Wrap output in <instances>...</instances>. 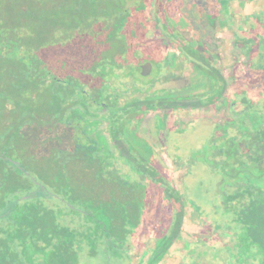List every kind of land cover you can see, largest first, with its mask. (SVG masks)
<instances>
[{
    "label": "trees",
    "instance_id": "1",
    "mask_svg": "<svg viewBox=\"0 0 264 264\" xmlns=\"http://www.w3.org/2000/svg\"><path fill=\"white\" fill-rule=\"evenodd\" d=\"M181 1L199 14L196 17L190 13L196 27L216 22L232 25L234 0H0V264H72V243L65 237L61 243L63 252L56 250L46 258H35L30 253L31 246L41 241L29 235V224L53 220L49 209L46 217L31 214V209L36 211L32 203H40L39 196L56 197L69 209L88 215L90 220L85 226L98 228L107 250L110 247L117 253L121 251L118 239L113 237L115 224L110 216L120 208L105 203L109 199L101 195L106 193L97 196L99 192L94 194L84 188L87 183L73 169L77 160L83 163L81 171L87 170L97 183H105L103 174L123 168V163L131 169L127 185L138 184L135 174L154 176L165 195L161 209H165L167 217L175 218L177 236L184 205L181 202L180 209L174 208L172 214L168 205L173 209L172 197L180 201L181 193L172 188L166 172H161L162 165L152 158V145L139 135L137 127L152 111L212 106L224 111L216 123V130L222 131L220 146L212 143L204 148L208 155L203 161L218 173L215 198L222 202L223 211L238 222L245 239L259 243L257 248L264 251V102L244 95L252 89L249 84L233 89L234 95L228 94L230 80L212 53L215 42L204 30L190 26L186 15L176 18L174 10ZM236 26L237 44L247 58L238 66L247 79L253 68L264 76V2L238 20ZM148 34H157L159 42L143 45L141 39ZM180 59L190 64L191 72L189 82L179 88L150 91L154 81L147 77H141L143 85L133 81L131 86L123 87L108 84L112 77L140 74L138 67L145 61L163 70L176 66ZM44 104L46 120L38 112ZM104 107L108 109L106 114L102 113ZM17 109L28 115L19 119V125L8 118ZM106 121L111 139L100 129ZM93 122L96 128L90 131ZM77 131L85 136L82 140ZM2 137L44 144L37 156L47 155L50 159L51 185L62 186L64 193L23 189V184L36 186L31 179L34 177L25 174L23 161L18 163L11 157L8 144L1 143ZM40 138L45 142L41 143ZM112 146L119 154L126 153L125 159L124 155L116 159ZM214 149L223 158L211 159ZM80 191L89 192L84 203H105L101 212L106 213L104 219L71 206L74 199L80 200L76 198ZM68 223L60 228L63 236L73 233V224L70 220ZM81 231L84 235L82 227ZM47 241L51 250L54 240L50 237ZM164 242L163 247L155 249L148 264L161 260L169 244L167 239ZM105 259L113 262L109 256Z\"/></svg>",
    "mask_w": 264,
    "mask_h": 264
},
{
    "label": "rangeland",
    "instance_id": "2",
    "mask_svg": "<svg viewBox=\"0 0 264 264\" xmlns=\"http://www.w3.org/2000/svg\"><path fill=\"white\" fill-rule=\"evenodd\" d=\"M263 2L264 0L241 2L239 0H234L231 5V11L234 13L232 25L216 22L213 25L204 26L200 24V27H196L192 22L194 18L190 13L196 17L199 14L197 15L193 13L192 8H190L185 1L179 2L174 10L177 15L176 18H179V14L186 15L189 25L192 24L196 29L204 30L207 33L206 35L208 38H212L211 40L215 42V48L212 53L216 55L227 79L230 80L228 94L234 95L236 91L233 89L243 87L244 84H249L252 89H250L251 91L249 93L244 92V95L252 97L260 103L264 102V76L261 75L260 71L256 72L259 69L253 68L250 69L251 71L249 70V72H251V77L247 79V74H245L243 69H240V66H238L240 60L246 62L247 58L237 44L239 40L236 33V31H238L236 23L238 20H241L246 15L250 14L254 9H258ZM251 22L255 23L256 21L251 19ZM141 41L144 42L143 45H147L149 42L153 43V41L155 43L159 42L157 34H148L146 38H142ZM151 63H153V70L150 75L140 76V72V74H135L134 77L128 75L120 78L112 77L109 79L108 84L111 87H123L127 85L131 86L130 84L133 81L138 85H143L144 81H142L141 77H147V80L150 79L154 81L151 85L150 91H160L167 88H179L189 82L188 79L191 67L188 62L183 63L180 59L174 68L167 66L163 70L154 62L151 61ZM234 74L236 75V80H234ZM120 100L121 102H124L125 97H122ZM41 109L42 110H39L38 112L44 115L43 119L46 120V104L42 105ZM24 114L25 111L17 109L15 113H9L8 118H10V120L12 119V122L15 125H19V119ZM26 115L27 114H25V116ZM223 116V109L217 106H212L211 108H181L176 110L170 109L167 111H152L137 127V130L140 133L139 135L153 145L155 154H157V162L162 165L161 168L163 170L168 172L172 183L178 187L177 190L181 193L180 197L183 200L182 203L187 208V219L183 226V233L180 237L181 239H178L175 245H173L170 255L167 258H164L163 264H179L184 261L182 258L183 255L184 257L190 255L193 256L191 248L188 246L187 248H189V250H186L185 245L196 237L195 240L199 239L201 236L208 237V240L211 243L218 239L217 231H214L211 225L213 224L211 221L218 222L216 216L218 210L216 211L215 208L214 212V206L218 205V200L215 198L218 173L210 168L203 160L206 159L208 155L204 151L207 144L214 143L217 144V146H220V140L218 139L220 138L222 131L216 130V123L220 122ZM1 123L2 122H0V125ZM93 125L94 126H92L90 131H95L96 127L94 122ZM132 126L135 127L136 125ZM77 128H79V123ZM100 129L105 135H109L110 128L107 121L104 124L102 123ZM78 130L80 131V129ZM79 131L76 132V135L82 140L85 136ZM1 143L4 145L8 144L7 149L11 157L16 161H23L26 167V173H30L36 179V182L41 181L49 188H52L61 194L64 193V188L61 190L57 186L51 185L49 178L53 172L51 170L52 168L49 166L51 163L50 159L46 157L47 155L37 156L38 150L43 147L41 144H34V146L28 141L22 142L18 137L12 139H5L2 137ZM196 152H199L200 155H195ZM210 157L211 159H216V161L220 158L218 157V151L215 149L212 151ZM75 164L76 165L73 169H76V174L81 175V178L83 179L82 181L87 183V186L84 185V188L88 191L90 189L94 194L99 192L100 194L97 196L106 193L101 195L102 198L108 196L106 192L108 191L110 193L109 200L105 201V203L112 204V207L118 206L120 208L118 213L114 209L115 214L112 213L113 216H110L113 218L115 224L113 228L114 235L120 237L117 240V247L121 246V251L119 250V253H117L113 249L111 250L110 247L107 250L105 241L101 240L102 237L100 232H98V228L96 229L92 227L91 230V228L89 229L88 226H85V222L90 220L88 215L74 209H69L56 197L50 198L39 196L41 197L40 203L33 200L34 203L32 204H35L34 207L36 211L34 208L33 210L31 209V214L35 215V213H37L38 215L46 217L45 215H48L49 209L51 216H53V220L48 219V222L42 220L40 222L28 223L30 227L28 228L30 231L29 235L31 237H38L41 241L38 246H31L30 253L32 256L35 258H40L41 256L46 258L50 256V254H54L56 250L63 252L64 248H61V243L65 238L67 241L70 239L72 243L70 247L72 254H74L72 255V264H127L129 261L128 254L131 251V248L130 264H138L141 255L144 252V246L149 248L154 245L157 249L161 248V246L163 247L162 243H165L164 239H167L168 237H159L158 239L155 237L154 243L149 235L153 232L152 229L155 224L161 222V217L163 215L160 206L163 201V199H161L163 193L160 189L159 191L155 189L153 199H146L144 196L141 199L140 184H137L135 181L132 188H123L122 192H120L117 187H111V185L114 184L111 179H114L116 171L113 173H104L103 177L106 182L97 183L98 181L96 182L95 179H93V175H90L87 170L81 171V169L84 168L81 161L77 160ZM123 168L129 170V165L124 163ZM109 180H111V182ZM77 185L74 186V188H76ZM155 185L156 184L153 183L152 186ZM136 186L138 187V191L135 190ZM31 188L35 191V185H32ZM79 190H81L80 187ZM76 191H78L77 188ZM78 197H80V200L74 199L71 206H77L83 211H89L95 218L103 217L101 219H104V214L106 215V213H101L105 206L104 202L100 203L98 201V204L96 203V205L93 203H84L83 200H86L89 197V192L84 191L77 192L76 198ZM136 206L138 207L136 208ZM125 207H130L131 209H126ZM144 207L145 214L143 215L144 221L142 226L141 223H138V218L140 211ZM136 209H138V212H136ZM194 209H197V212L201 214L202 218L207 219V221L201 220ZM130 210L131 214L129 215L128 211ZM163 210L165 211V209ZM225 215L230 217L227 213H225ZM69 220L70 223L73 224V233L63 236V232L60 228L62 225L66 226V224H69ZM107 225L111 228L110 221H108ZM81 227L83 232H85V234L83 233L84 235L79 233H82ZM158 227L161 231L165 229L162 224H159ZM158 227L156 228L157 230ZM50 237L54 240V243L51 245L53 247L51 250L48 247L47 241ZM80 237H82L84 242L81 243ZM105 237H107L106 233L104 234V238ZM131 244H133V247H131ZM200 248L203 249V245L200 246ZM208 251H210V249H208ZM209 253L211 254L209 260V262H211L210 264L231 263L230 259L222 260L226 255L225 252L221 254L218 253V250H213V252H204V255L208 258ZM108 256L111 257L113 262L111 261V263H108L106 261L105 258ZM145 257L146 254L143 258ZM191 263L192 260L187 263L182 262L181 264Z\"/></svg>",
    "mask_w": 264,
    "mask_h": 264
},
{
    "label": "flooded vegetation",
    "instance_id": "3",
    "mask_svg": "<svg viewBox=\"0 0 264 264\" xmlns=\"http://www.w3.org/2000/svg\"><path fill=\"white\" fill-rule=\"evenodd\" d=\"M168 67H170V66H168ZM172 68H174V67H172ZM107 111H108L107 107H104L102 113L106 114V113H108ZM43 126H44V128L46 127V121L43 122ZM43 133H44V131H43ZM108 134H109L108 136L111 139L112 131L110 129H109V133ZM41 140H42L41 143L45 142L44 138L41 139ZM21 141L24 142V140H21ZM112 143L113 142L111 140V144ZM43 145L44 144H42V146ZM112 145H114V144H112ZM152 147H153V145H152ZM111 149H113V146L111 147ZM113 151H115L114 155L116 156V159H119L118 157L122 158L123 155H124V158H122V159H125V156H127L126 153H124L123 155L119 154V152L117 150V147L115 148V146H114ZM156 155L157 154L154 153L152 158L156 159L157 158ZM218 157H220L218 159V160H220L221 158H223V155L222 154H218ZM156 161H157V159H156ZM17 162L19 163L20 161L17 160ZM123 164H122V166H123ZM114 171H116L115 172L116 175L114 176V178H116V179H114V180L111 179V180L113 181V183L114 182H119L120 184L119 185L118 184H112L111 185L112 188L117 187L120 192H122L123 188H126V189L132 188V185H127L126 184V182L128 180L127 179V175H128V173H131V169L130 168H129V170H127V169L125 170L124 168H120V169L114 170ZM163 171L166 172V174H167L166 178L172 184V186H173L172 188L173 189H178V187H176L175 184L172 183L168 172L166 170L162 169L161 172H163ZM24 172H25V174H27V176L28 175L31 176L30 173H26V170H24ZM134 176H135L134 179H136L138 184H140V188H141L140 196H141V199L143 198V196L146 199L147 198L153 199L154 198L155 189H157V191H159V189L162 190V188H163V187L159 186L158 184H156L155 186H152L153 183H155L154 176H150V178H148L147 175H144V174H135ZM118 178H119V180H117ZM31 179L34 180V182L36 184L35 189L37 188V189H39L41 191H45V190H50L52 192L56 191V190H54L52 188H49L48 186H46V184L42 183L41 181L36 182L35 178H31ZM111 180H109V181L111 182ZM22 186L24 187L23 189H25L27 191H31L32 190V188H31L32 185L23 184ZM57 187L59 189L62 188V186H57ZM137 188L138 187L136 186L135 187L136 191H138ZM162 193H164V191ZM107 194H108V196L106 198L109 199V194L110 193L108 191H107ZM172 198H173L172 199L173 209H172V207L169 204L168 205L169 206L168 207L169 208V210H168L169 213L174 212V208H176V210H179L180 207H181L180 204H181V202H183V200L181 198H180V201H176L175 197H172ZM161 199L165 200V195L164 194L161 196ZM148 202H149V200H148ZM221 203L222 202L218 201V205L214 206V212H215V208H216V211L218 210V213H216L218 222L211 221V223H213L211 225H212L214 231H217L218 239L215 242H213V243L209 242L208 237H203V236H201L197 240H195L197 237L194 240H190V242H187V244L185 245V247H186L185 249L189 250V248H187L189 246L191 248V253L193 254V256L190 255V256H185L184 257V255H183L182 258L184 259V261H182V262L187 263V262L192 260L191 264H193V262H194V264H210L211 262H209V260H210V255L211 254L209 253L208 258H207L204 255V252H210V251L213 252V250H218V253H221V254L224 253V252L226 253V255L222 258V260H225V259L229 260L230 259L231 260L230 264H264V251L262 249H258L257 248L259 243L257 244V243L251 242V240H246L245 239L246 238L245 237L246 234L244 233L243 230H241L239 228V225H237L238 222L235 221L234 218H231V217H228V216L225 215V212L223 211V210H225V207L221 206L220 205ZM145 207H146V205H145ZM145 207L140 211V215H139V218H138L139 219L138 223H141L142 226H143V221H144L143 215L145 214ZM184 210H185V213H184L183 218L181 219L180 232L178 233L177 236H175V234H174V231H175V228H176L175 218L167 217L165 215L166 213L164 212L163 209H162V214L163 215L161 217V222L158 223V224H155L154 228L152 229L153 232L151 234H149L151 236L152 240L154 241V243H155V237L157 239L159 237H166V238L168 237L167 239H168L169 244L167 245V249H165L166 251H165L164 255L162 256L161 260L157 262V264H163L164 258H167L170 255L171 248L173 247V245H175V243L178 241V239H181L180 237L182 236V233H183V226H184L185 221L187 219V215H186L187 214V208L185 206H184ZM202 210H203V207H202ZM194 211L196 212V214H198V216L200 217L201 220L207 221V219L202 218L201 214H199L197 212V209H194ZM214 218H216V217H214ZM159 224H162V226L164 225L165 229H163L162 231L159 230V227H158ZM157 227H158V230L156 229ZM113 237L116 238V239L120 238L119 236H116V235H113ZM136 242H138V241H136ZM202 245L204 247L203 249L200 248V246H202ZM131 247H133V244H131ZM156 248L157 247H154V245L149 247V248L147 246H144V248H143L144 252L142 253L141 259L139 260L138 264H148L149 261H150L151 256H153L154 251H155ZM208 249H210V251H208ZM131 251H132V248H131ZM131 251L128 254L129 255V261H128L127 264H130ZM149 253H150V255H149ZM145 254H146V257L143 258ZM182 262H180L179 264H181Z\"/></svg>",
    "mask_w": 264,
    "mask_h": 264
},
{
    "label": "water",
    "instance_id": "4",
    "mask_svg": "<svg viewBox=\"0 0 264 264\" xmlns=\"http://www.w3.org/2000/svg\"><path fill=\"white\" fill-rule=\"evenodd\" d=\"M138 70H139V72H141V74L143 76L150 75L152 73V70H153L152 63L151 62H145L138 67Z\"/></svg>",
    "mask_w": 264,
    "mask_h": 264
}]
</instances>
